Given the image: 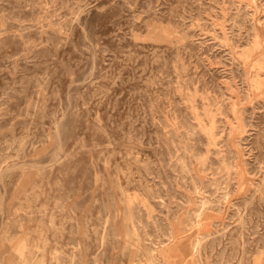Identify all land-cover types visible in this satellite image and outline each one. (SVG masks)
<instances>
[{
  "label": "rangeland",
  "instance_id": "obj_1",
  "mask_svg": "<svg viewBox=\"0 0 264 264\" xmlns=\"http://www.w3.org/2000/svg\"><path fill=\"white\" fill-rule=\"evenodd\" d=\"M0 264H264V0H0Z\"/></svg>",
  "mask_w": 264,
  "mask_h": 264
}]
</instances>
